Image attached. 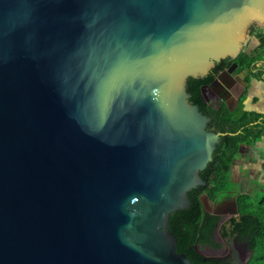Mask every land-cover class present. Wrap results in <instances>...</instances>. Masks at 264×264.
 <instances>
[{"label":"water","instance_id":"water-1","mask_svg":"<svg viewBox=\"0 0 264 264\" xmlns=\"http://www.w3.org/2000/svg\"><path fill=\"white\" fill-rule=\"evenodd\" d=\"M257 28L264 0H0V264H194L169 215L224 133L187 78Z\"/></svg>","mask_w":264,"mask_h":264},{"label":"trees","instance_id":"trees-1","mask_svg":"<svg viewBox=\"0 0 264 264\" xmlns=\"http://www.w3.org/2000/svg\"><path fill=\"white\" fill-rule=\"evenodd\" d=\"M233 62L237 63L235 72L244 73L245 91L252 77L264 80V31H256L255 41L245 46L235 58L227 57L215 62L204 77L187 78L189 100L211 118L209 129L224 133L216 143L211 160L199 171L205 185L189 190L188 206L169 215L168 229L176 238V251L185 253L194 264H199L204 259L196 251L195 245L220 246L214 237L216 230L222 236L234 235L237 240L245 241L251 252L250 264H264V197L253 205L249 194H238L235 200L237 214L221 224L220 215L206 211L200 199L206 195L209 200L215 201L223 182L229 181L231 164L238 146L255 143L264 132V113L246 111L239 101L230 110L224 103L212 104L202 96V87ZM238 111L242 115L236 118ZM205 260L211 264L217 263L213 258Z\"/></svg>","mask_w":264,"mask_h":264},{"label":"crops","instance_id":"crops-1","mask_svg":"<svg viewBox=\"0 0 264 264\" xmlns=\"http://www.w3.org/2000/svg\"><path fill=\"white\" fill-rule=\"evenodd\" d=\"M232 75L234 76L233 95L227 97L225 101H220V103H224L228 109L233 110L239 101V104H241L243 109L246 111L264 113V80L258 78L250 80L247 90L245 91V82L243 80L244 73H239L238 75H234V73H232ZM249 145L252 146L251 144L242 145V150H245L242 154H251L247 152V150H249L248 148H250ZM239 146L233 157L229 181L223 182V187H220L215 201L210 200L211 206L213 208L222 207V212L225 211L224 209L228 205H232L233 209L236 196L240 193H246L250 195L255 186L253 179L250 177V175H245V171H243L242 168L244 166H248V164L235 161V155L237 153L239 154ZM228 186H230V188H228ZM210 211H212V209H210ZM219 214L221 217L223 216L221 212Z\"/></svg>","mask_w":264,"mask_h":264},{"label":"flooded vegetation","instance_id":"flooded-vegetation-1","mask_svg":"<svg viewBox=\"0 0 264 264\" xmlns=\"http://www.w3.org/2000/svg\"><path fill=\"white\" fill-rule=\"evenodd\" d=\"M256 31H263V30L262 28H257V29H254L251 32V34L255 35ZM254 40H255V36H254L253 41ZM250 43H252V41ZM232 73H231V76H228L226 74L222 75L220 81L217 84L216 83L210 84L212 82L211 81L209 84L203 86L204 88L202 87L205 97L208 99L207 102L212 103V104L213 102L220 103V101H225L227 97H230L233 95L234 76L232 75ZM221 208L222 207H214V208L212 206L210 207V209H212V211L215 214L220 215L219 213L221 212V214L223 215L222 217L220 216L221 223L227 220L228 218L232 217L233 215H235L232 212L233 210L232 205H228L224 209L225 210L224 212H222ZM216 236H218L222 240V242L225 244V248L223 250H220L222 248L221 244L218 247H212L208 245H203V246L197 245L198 249H196V251L202 256H204L203 257L204 259H202L200 263H203V262L208 263L206 262L205 259L213 258L217 261L216 264H248L250 260L251 252L249 248L247 247V244L245 241L237 240V237L234 235L233 236L231 235L222 236L218 230H216L214 237ZM199 247H202V249H199ZM203 250H205V252H203Z\"/></svg>","mask_w":264,"mask_h":264},{"label":"rangeland","instance_id":"rangeland-1","mask_svg":"<svg viewBox=\"0 0 264 264\" xmlns=\"http://www.w3.org/2000/svg\"><path fill=\"white\" fill-rule=\"evenodd\" d=\"M255 41V40H254ZM252 40V43L254 42ZM234 74L238 75L239 73ZM254 77L251 78L253 80ZM252 82V81H251ZM213 104H216L213 102ZM242 115V112L238 111L235 115V117H239ZM243 145V144H242ZM239 146V154L237 153L235 155V161H239L245 164H248V166H244L243 171H245V175H250V177L253 179V182H255V186L253 188L252 193L250 196L252 197V202L253 205L258 202V200L262 199L264 197V132L262 133L261 137L257 139V141L253 144L252 146L249 145L250 148L247 150V152L251 154H242L245 150L243 149V146ZM245 145V144H244ZM230 188V186H228ZM204 203H205V208L206 210H209L211 207V202L210 200L202 196ZM216 241L219 242L222 246L220 250H223L225 248V244L222 242V240L216 236ZM199 249H202V247H199ZM205 252V250H203ZM208 253V252H207ZM251 261L248 262L250 264Z\"/></svg>","mask_w":264,"mask_h":264}]
</instances>
